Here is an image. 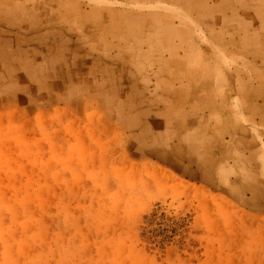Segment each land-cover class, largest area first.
<instances>
[{
	"label": "rangeland",
	"instance_id": "obj_1",
	"mask_svg": "<svg viewBox=\"0 0 264 264\" xmlns=\"http://www.w3.org/2000/svg\"><path fill=\"white\" fill-rule=\"evenodd\" d=\"M255 1L0 0V264H264Z\"/></svg>",
	"mask_w": 264,
	"mask_h": 264
},
{
	"label": "crops",
	"instance_id": "obj_2",
	"mask_svg": "<svg viewBox=\"0 0 264 264\" xmlns=\"http://www.w3.org/2000/svg\"><path fill=\"white\" fill-rule=\"evenodd\" d=\"M226 9H230L231 12H238L239 7L229 6ZM242 12L247 14L248 20V37L246 43L238 42L236 38L225 40L228 51H236L244 55H238L235 59H232V66L222 62H218V66L232 78L236 76L240 84L246 82V88L229 89L231 95L235 94L236 90L246 92L255 97H247V99H263L264 100V0H260V3L255 1L253 5H247L242 8ZM238 37V36H237ZM208 49V48H207ZM206 49V50H207ZM217 66V65H216ZM217 66V67H218ZM242 80H245L244 82ZM264 102V101H263ZM226 98L221 101V106H226ZM264 106V105H263ZM247 191L253 193L254 189L248 185L245 187Z\"/></svg>",
	"mask_w": 264,
	"mask_h": 264
}]
</instances>
